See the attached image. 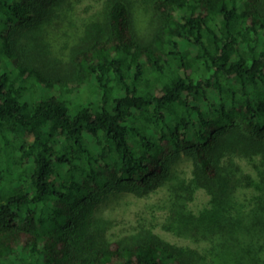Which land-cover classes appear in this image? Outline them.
Returning <instances> with one entry per match:
<instances>
[{"label": "trees", "instance_id": "16d2710c", "mask_svg": "<svg viewBox=\"0 0 264 264\" xmlns=\"http://www.w3.org/2000/svg\"><path fill=\"white\" fill-rule=\"evenodd\" d=\"M87 1L0 0V264H264V0ZM32 30L50 71L17 50ZM182 154L207 251L100 232Z\"/></svg>", "mask_w": 264, "mask_h": 264}, {"label": "rangeland", "instance_id": "374dc122", "mask_svg": "<svg viewBox=\"0 0 264 264\" xmlns=\"http://www.w3.org/2000/svg\"><path fill=\"white\" fill-rule=\"evenodd\" d=\"M96 4L97 0H89L81 6L80 11L86 14L88 6L95 7ZM36 32H22L17 50L24 61L50 71L54 58L47 49L34 45L33 42L36 41L45 44L43 34L41 39L36 40L35 35L39 36ZM241 164L248 172L253 171L248 161L243 160ZM174 170L173 180L158 190L144 195L122 192L107 197L96 214V225L100 232L111 240L136 238L141 232H149L177 245L207 251L210 244L193 237L191 234L194 231L189 229L188 224L191 218L208 206L210 197L204 189L192 193L183 189L182 183L187 184L193 177L194 160L191 156L182 154L175 163Z\"/></svg>", "mask_w": 264, "mask_h": 264}]
</instances>
